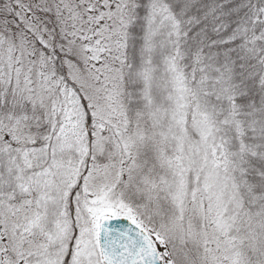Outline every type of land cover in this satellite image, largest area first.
Instances as JSON below:
<instances>
[{
	"label": "snow or ice",
	"instance_id": "6c2138e0",
	"mask_svg": "<svg viewBox=\"0 0 264 264\" xmlns=\"http://www.w3.org/2000/svg\"><path fill=\"white\" fill-rule=\"evenodd\" d=\"M0 264H264V0H0Z\"/></svg>",
	"mask_w": 264,
	"mask_h": 264
}]
</instances>
